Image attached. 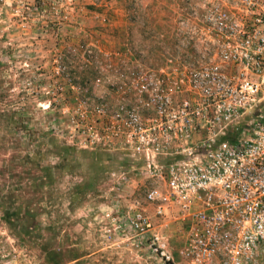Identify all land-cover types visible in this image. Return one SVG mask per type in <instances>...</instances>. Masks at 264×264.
<instances>
[{
	"label": "rangeland",
	"instance_id": "374dc122",
	"mask_svg": "<svg viewBox=\"0 0 264 264\" xmlns=\"http://www.w3.org/2000/svg\"><path fill=\"white\" fill-rule=\"evenodd\" d=\"M194 2L0 0L1 260L186 264L184 223L156 219L144 201L155 179L103 129L129 71L184 53L180 22ZM80 112L98 137L75 129ZM137 200L167 239L163 253L127 222Z\"/></svg>",
	"mask_w": 264,
	"mask_h": 264
},
{
	"label": "built area",
	"instance_id": "2783aa9c",
	"mask_svg": "<svg viewBox=\"0 0 264 264\" xmlns=\"http://www.w3.org/2000/svg\"><path fill=\"white\" fill-rule=\"evenodd\" d=\"M184 8V53L129 71L103 133L155 179L144 201L156 219L174 213L184 223L186 264H264V0ZM83 117H72L75 129L98 137ZM129 214L130 228L151 231L162 252L167 239L140 200Z\"/></svg>",
	"mask_w": 264,
	"mask_h": 264
}]
</instances>
